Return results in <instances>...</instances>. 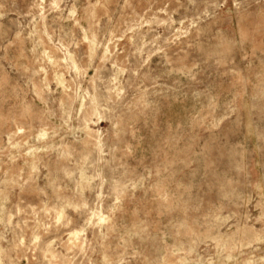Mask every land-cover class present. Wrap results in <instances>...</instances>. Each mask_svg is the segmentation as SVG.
Here are the masks:
<instances>
[{"label": "rangeland", "instance_id": "1", "mask_svg": "<svg viewBox=\"0 0 264 264\" xmlns=\"http://www.w3.org/2000/svg\"><path fill=\"white\" fill-rule=\"evenodd\" d=\"M0 264H264V0H0Z\"/></svg>", "mask_w": 264, "mask_h": 264}, {"label": "bare ground", "instance_id": "2", "mask_svg": "<svg viewBox=\"0 0 264 264\" xmlns=\"http://www.w3.org/2000/svg\"><path fill=\"white\" fill-rule=\"evenodd\" d=\"M61 85V84H60ZM20 129H18L17 131H19Z\"/></svg>", "mask_w": 264, "mask_h": 264}]
</instances>
